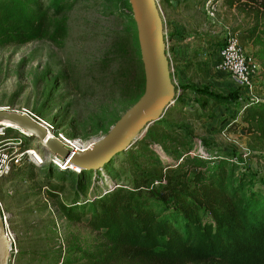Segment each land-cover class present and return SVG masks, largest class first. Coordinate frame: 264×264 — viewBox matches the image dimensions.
Instances as JSON below:
<instances>
[{
	"label": "rangeland",
	"instance_id": "1",
	"mask_svg": "<svg viewBox=\"0 0 264 264\" xmlns=\"http://www.w3.org/2000/svg\"><path fill=\"white\" fill-rule=\"evenodd\" d=\"M171 1L159 0V13L175 87L173 104L159 121L145 126V133L127 151L95 171L92 191H99L109 180L115 182L117 175L126 180L124 164L138 158L141 140L167 163L174 158L165 153L162 142L170 147V140L176 144L187 141L207 159L229 158L241 171L253 175L264 190V163L259 159L264 155V133L248 128L257 125L243 120L240 103L254 98L234 86L213 64L222 44H217L218 37L224 33L220 25L229 23L245 54L260 67L253 77L252 94L264 100V47L254 41L264 27V10H253L249 0H212L218 6L210 18L203 11V0ZM230 4L235 8L230 9ZM23 11L29 22L37 18L27 8ZM44 19L41 34L30 41L11 33L0 36V112L28 111L51 124L56 135L77 140L87 149L111 130L144 90L131 8L128 0H71L60 15L48 14ZM188 37H193L189 46L180 44ZM179 44L182 48H177ZM184 57L190 65L178 75L175 67L178 62L183 65ZM203 91L238 102L220 105L201 94ZM9 135L18 133L8 131L2 139ZM13 143L18 144L16 140ZM23 147L37 148L46 161L38 166L22 160L0 178V201L10 216L8 225L16 244L13 214L24 212V221L35 225L25 232L36 237L31 244L36 264L93 263L85 260L81 251L101 259L99 249L109 245L98 231L87 227L88 217L69 221L60 209L78 187L80 171L63 167L61 158L54 160L32 136L25 137ZM196 171L190 168L188 172Z\"/></svg>",
	"mask_w": 264,
	"mask_h": 264
},
{
	"label": "trees",
	"instance_id": "2",
	"mask_svg": "<svg viewBox=\"0 0 264 264\" xmlns=\"http://www.w3.org/2000/svg\"><path fill=\"white\" fill-rule=\"evenodd\" d=\"M68 1L0 0V36L11 33L25 42L38 37L45 16L60 15ZM248 3L263 12L264 0ZM23 8L37 18L29 22ZM254 41L264 47V27ZM201 94L220 105L238 102ZM240 103L243 120L257 125L248 128L264 133V100ZM170 142V147L162 142L174 158L167 163L139 141L138 158L124 164L126 180L117 175L99 191H92L98 170L80 171L78 187L61 212L69 221L88 217L87 227L109 245L99 249L101 259L81 251L84 259L91 264H264V190L253 175L229 158L203 157L187 141ZM259 159L264 163V155ZM190 168L197 171L189 173Z\"/></svg>",
	"mask_w": 264,
	"mask_h": 264
},
{
	"label": "water",
	"instance_id": "3",
	"mask_svg": "<svg viewBox=\"0 0 264 264\" xmlns=\"http://www.w3.org/2000/svg\"><path fill=\"white\" fill-rule=\"evenodd\" d=\"M128 3L143 66V93L111 130L87 149L65 148L60 141L52 138L42 143L49 153L61 158L63 167H76L78 171L102 168L117 154L127 151L145 133V126L159 121L164 110L173 104L175 87L170 78L163 24L156 1L128 0ZM0 117L40 139L45 136L44 130L25 115L2 111ZM7 255L8 239L0 218V264H7Z\"/></svg>",
	"mask_w": 264,
	"mask_h": 264
},
{
	"label": "built area",
	"instance_id": "4",
	"mask_svg": "<svg viewBox=\"0 0 264 264\" xmlns=\"http://www.w3.org/2000/svg\"><path fill=\"white\" fill-rule=\"evenodd\" d=\"M159 8V0H155ZM179 1V0H175ZM173 0L171 1V3ZM203 11L210 18H214V13L217 12V2H212V0H203ZM160 9V8H159ZM215 68L223 71L231 83L239 89L246 90L250 93L251 97L257 99L254 94H252L254 86V74L260 70L259 65L253 61L250 57L245 54L243 47L240 44L238 36L236 33L232 32L229 28L224 29L222 36V44L217 49V58L214 60ZM9 113H15L18 115H25L37 123L45 133V136L40 139L38 136L32 135L30 133L21 130L18 126L12 127L4 122H0V178L6 177L9 175L14 167L20 161H27L38 166L44 164L45 157L39 152L37 148L27 147L24 148V139L25 137L32 136V139H35L39 144L42 145L47 142L49 136L52 139L60 141L65 148H73L71 141L66 139L62 134L56 135L53 127L46 121H43L36 116L32 115L28 111H12ZM15 131L18 133L17 136L9 135L6 139H2L8 131ZM3 140H5L3 142ZM17 141L18 144L13 143ZM3 142V143H2ZM43 146V145H42ZM84 150V148H79ZM54 160H57L58 157L54 154L49 153ZM9 214L5 212L3 205L0 201V218L5 232V236L8 239V255H7V264H14L15 256L18 253L17 244L15 241V236L11 233L8 225ZM56 220V218H54Z\"/></svg>",
	"mask_w": 264,
	"mask_h": 264
},
{
	"label": "crops",
	"instance_id": "5",
	"mask_svg": "<svg viewBox=\"0 0 264 264\" xmlns=\"http://www.w3.org/2000/svg\"><path fill=\"white\" fill-rule=\"evenodd\" d=\"M230 3H232V2L230 1ZM231 8H235V4H232V5L230 4V9ZM228 26H229V23L222 22L220 25V28H221V30H223L225 28H228ZM222 36H223V34L218 37V41H217L218 43L217 44L222 43ZM175 39H177V38H175ZM192 39H193V37H188L187 39L184 38L183 40L181 39L182 41H180L181 42L180 44L186 43L189 46L190 45L189 42H191ZM219 47H220V45L217 47V49H219ZM177 48H182V46L181 45L177 46ZM174 55L176 56L175 52H174ZM216 58H217V53L215 56V60H216ZM182 60H184V61H182L183 65H182V63L178 62L177 63L178 65L175 67V72L178 75L182 72L181 69H185V66L189 67V65H190L188 58L184 57V59H182ZM248 96H251V95H248ZM13 217H14V221H13L12 226L14 227V229H15L14 232L17 235V246H18V250H19L18 255L16 257V261L14 264H36V260L33 256V251L31 249V244H32L33 238H36V237H34V233H33V236H31L30 234L25 232V231H32L35 228V225L27 223L26 221H24V212L21 214H18V216L14 213ZM15 220H18V221H15ZM62 260H63V257L61 258V261ZM62 264H68V263L66 262V263H62Z\"/></svg>",
	"mask_w": 264,
	"mask_h": 264
},
{
	"label": "bare ground",
	"instance_id": "6",
	"mask_svg": "<svg viewBox=\"0 0 264 264\" xmlns=\"http://www.w3.org/2000/svg\"><path fill=\"white\" fill-rule=\"evenodd\" d=\"M0 122H4V123H6L7 125L10 126V123L7 122V121H5V120H3L2 117H0ZM11 126H12V127H15V128L17 127L16 125H14V124H12V123H11ZM51 137H54V136H51V135H50L49 138H51ZM71 143H72L73 146H75V148H78V149L81 148V147H80V144H79V142H78L77 140H75V141H71ZM72 168H73V167H72Z\"/></svg>",
	"mask_w": 264,
	"mask_h": 264
}]
</instances>
